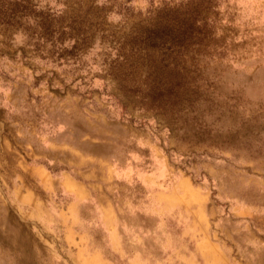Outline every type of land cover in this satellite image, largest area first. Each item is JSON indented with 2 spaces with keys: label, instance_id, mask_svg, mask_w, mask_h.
<instances>
[{
  "label": "rangeland",
  "instance_id": "rangeland-1",
  "mask_svg": "<svg viewBox=\"0 0 264 264\" xmlns=\"http://www.w3.org/2000/svg\"><path fill=\"white\" fill-rule=\"evenodd\" d=\"M0 264H264V0H0Z\"/></svg>",
  "mask_w": 264,
  "mask_h": 264
}]
</instances>
